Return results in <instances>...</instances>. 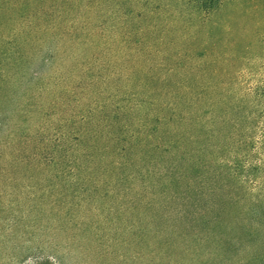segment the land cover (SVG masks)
Returning <instances> with one entry per match:
<instances>
[{
	"label": "rangeland",
	"instance_id": "rangeland-1",
	"mask_svg": "<svg viewBox=\"0 0 264 264\" xmlns=\"http://www.w3.org/2000/svg\"><path fill=\"white\" fill-rule=\"evenodd\" d=\"M43 3L54 10L44 6V14L38 9L37 19L22 21L15 33H37L39 41L48 37L47 41L74 49L73 45L89 39L104 45H129L140 77L161 73L156 63L165 52L183 61L184 50L207 46L215 73L211 123L243 125V139L249 143L245 157L238 161L249 165V176L233 180L223 165L214 163L217 176L230 177L228 197L219 193L215 200L199 201L190 220V214L180 211L193 209L185 207L182 199L149 198L151 184L143 179L145 167L132 172L124 169L132 173V180L124 181L116 180L114 169L103 168L104 159L78 155L76 160L67 154V148L77 145L73 135H65L62 150L52 144L58 113L67 117L60 124L65 134L68 126L79 129L83 125L78 116H68L74 109L53 108L40 117L43 107L35 102L46 99V94L35 93L31 104L22 102L26 95L20 98L28 82L38 84L39 76L52 70L48 58L38 54L21 79L9 83V95L22 102L18 127L7 126L5 114H0V142L17 134L19 146L26 147L18 154L8 147L0 157V264H264V0ZM152 45L166 51L156 52ZM47 49L42 55L49 53ZM116 58L117 69L123 73L121 61L127 57L119 53ZM12 106L8 104L11 114ZM40 119V131L33 135ZM42 143L48 147L44 149ZM157 168L161 174L174 171L161 163ZM174 172L170 174L176 176ZM138 209L148 215L137 216ZM147 221L157 225L159 232H149L143 245L153 250L144 254L137 250L142 243L134 233L136 227H149Z\"/></svg>",
	"mask_w": 264,
	"mask_h": 264
},
{
	"label": "trees",
	"instance_id": "trees-1",
	"mask_svg": "<svg viewBox=\"0 0 264 264\" xmlns=\"http://www.w3.org/2000/svg\"><path fill=\"white\" fill-rule=\"evenodd\" d=\"M44 6H48L51 12L54 10L43 0H0V114H5L7 126L18 127L21 119L18 107L23 100L30 103L36 95L46 94L43 101L35 100L43 107L40 117L48 115L43 111L51 112L53 108L64 112L74 109L68 116H78L83 123L79 129L68 126L65 134L60 124L67 117L58 113L54 127L57 137L52 142L54 147L59 146L62 150L65 135H73L77 145L75 143L67 148V154L70 152L73 158L91 155L104 159L103 168L114 169L116 180H132V173H124V169L132 172L145 167L143 179L151 184L148 197L182 199L185 207L190 205L193 209L180 211L182 215L190 214V220H194L193 214L198 211L199 201L215 200L219 193H229L230 177L236 181L246 180L249 165L238 161L245 157L249 143L243 139V125L229 123L217 127L211 123V85L215 73L207 46L184 50L185 60L182 61L178 59L180 57L172 58L161 46L152 45L156 52H165L160 57L161 61L156 63L161 73L147 72L140 77L135 71L136 60L130 55L132 47L129 45H104L89 39L81 45H73L77 53L76 49L64 43L47 41L48 37L39 41L35 39L37 33L23 34L25 37L15 33L22 21L37 17L38 9L45 14ZM33 31L30 28V32ZM45 48L49 53L42 55ZM119 53L127 57L121 61L125 67L123 73L117 69L119 62L116 54ZM38 54L48 58L51 63L49 69L52 70L47 75L41 74L38 84L28 82L20 96L26 95V98L19 103L18 96L9 95V83L18 82ZM68 59L69 62H65ZM8 104H14L13 115L8 110ZM40 122L41 119L35 124L33 135L40 131ZM234 135L238 138L235 139ZM16 137L17 134H14L10 140L0 142V157L6 154L8 147L13 150L12 154H18L23 148L25 150L26 147L19 146ZM42 145L43 148L48 147ZM32 148L38 147L34 145ZM61 150L59 154H63ZM167 157L171 161L163 163ZM160 163L161 167L174 169L177 175L172 176L174 171L170 170L161 174L162 171L157 168ZM214 163L223 165L230 177L217 176L213 171ZM0 190L1 193L3 189ZM136 215L146 217L148 213L145 209H138ZM146 223L150 226L141 225L140 230L136 227L134 233L142 243L137 245V250L144 254L153 250L143 245L149 232H159L157 225Z\"/></svg>",
	"mask_w": 264,
	"mask_h": 264
}]
</instances>
